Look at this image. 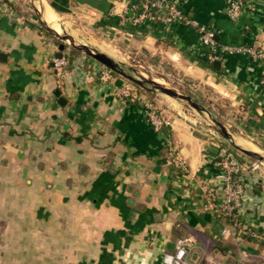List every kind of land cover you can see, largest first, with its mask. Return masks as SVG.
Returning <instances> with one entry per match:
<instances>
[{
    "label": "crops",
    "instance_id": "obj_1",
    "mask_svg": "<svg viewBox=\"0 0 264 264\" xmlns=\"http://www.w3.org/2000/svg\"><path fill=\"white\" fill-rule=\"evenodd\" d=\"M134 1L44 2L85 16L112 49L165 58L227 97L235 138L264 150L262 62L224 51L215 65L194 26L132 23ZM168 1L212 25L220 46L264 44V0H240L234 19L229 0ZM58 44L0 0V264H166L182 236L190 264H264V239L224 233L218 210L221 159L252 158L160 98L166 124L154 130L144 115L148 93L121 95L124 79L103 77L98 61L68 48L56 67ZM238 213L244 226L264 228L263 167L245 173Z\"/></svg>",
    "mask_w": 264,
    "mask_h": 264
},
{
    "label": "built area",
    "instance_id": "obj_2",
    "mask_svg": "<svg viewBox=\"0 0 264 264\" xmlns=\"http://www.w3.org/2000/svg\"><path fill=\"white\" fill-rule=\"evenodd\" d=\"M132 14L130 21L138 24L143 22H161L164 25H170L174 21H183L186 24L192 25L198 31V38L200 43L205 48V57L207 60L212 61L219 59L224 51H240L244 52L258 60L263 64L261 82L264 87V44L251 43L241 45H223L220 46L215 41V29L211 26L200 24L196 19L187 16L181 10L176 2L168 0H141L132 2L130 4ZM242 10V3L240 0H229L227 6V14L230 18H237ZM125 14H122V19H125ZM67 61L66 55L53 59V64L56 67L63 66ZM102 76L107 78L108 74L103 71ZM121 95L128 98H137V92L133 87H121L119 90ZM143 99L144 115L154 130H160L166 124V118L162 111H158L156 102L149 100L145 97ZM181 163V162H180ZM182 164V163H181ZM223 166L224 176V201L218 207L219 212L227 217L228 226L224 228L223 232H227L232 236L250 235L254 238L264 239V235L256 228L244 226L238 213V207L241 202V196L244 192V175L249 170H255L261 167L262 162L252 158L248 163H240L238 161H230L227 157H223L220 161ZM210 196L213 195V189H207ZM188 237L182 236L176 239L174 247L171 251L163 255V261L166 264H190L188 257Z\"/></svg>",
    "mask_w": 264,
    "mask_h": 264
},
{
    "label": "rangeland",
    "instance_id": "obj_3",
    "mask_svg": "<svg viewBox=\"0 0 264 264\" xmlns=\"http://www.w3.org/2000/svg\"><path fill=\"white\" fill-rule=\"evenodd\" d=\"M12 9L19 13H25L28 17L35 20L41 29H43L46 33L50 34L43 25L39 22L37 18V11L35 10L34 3L40 5L41 2L45 0H8ZM46 13L47 15H52L53 20H60L63 23L64 28L72 33L75 37L74 39L80 42H87L86 44L94 47L98 50H101L111 56L112 58L123 62L124 69L132 74L137 75V72L144 73L143 75L150 78H156V81H163L164 84L169 86H174L178 88L182 92H187L192 95L199 103L204 105L208 111L199 113L196 109L192 107H185L183 105L178 104V100L170 96H167L164 93H161L157 90H148L138 84L134 83L133 81L127 79L126 77L116 73L115 71L110 70L106 66L102 65V69L107 72L108 77L112 75H116L122 79H124L125 87H133L136 90L137 95L139 97V93H148L149 96L145 98L156 102L158 106V111H162V106L160 105V99H164V102L167 103V107L173 110L179 111L182 115L194 120L197 123L203 124L209 127L214 133L219 135L217 131L214 129V122L212 118L219 120L220 122L224 123L226 127L231 131V127L228 125L234 118V110L231 109L229 105V100L224 95L220 94L219 92L215 91L212 87L202 84L195 79L191 78L189 75L183 73L180 69L173 66V64L166 60L165 58H160L156 55H151L144 51L142 52H135L134 49L130 46L124 47L125 51H116L112 49V47L104 42L106 40L101 37L100 28L95 25L93 28L91 22L86 19L85 16L69 17V15H60L59 13L55 12L50 6H48L45 2ZM88 19V18H87ZM62 33V32H60ZM58 42L60 39L54 35H52ZM73 37V36H72ZM65 48H68L71 53L79 52L83 53L66 42ZM122 48V47H121ZM84 54V53H83ZM86 55V54H84ZM88 56V55H86ZM90 57V56H88ZM90 59H93L90 57ZM96 61L95 59H93ZM128 66L134 67L135 71H132L128 68ZM102 70V71H103ZM137 97V98H138ZM136 99V98H134ZM172 100V101H171ZM167 101V102H166ZM164 106V105H163ZM186 111V113L183 110ZM163 114V112H162ZM196 114V115H195ZM194 115V116H193ZM199 116V117H198ZM232 124V123H231ZM230 147H233L228 140L224 139L222 136L219 135ZM234 148V147H233ZM236 151H240L237 148H234ZM263 152V151H262ZM261 152V153H262ZM243 153V152H242ZM264 154V153H263ZM250 157V156H249ZM253 158V157H251ZM255 159V158H254ZM261 167L264 169V162H262ZM262 239V238H260Z\"/></svg>",
    "mask_w": 264,
    "mask_h": 264
},
{
    "label": "water",
    "instance_id": "obj_4",
    "mask_svg": "<svg viewBox=\"0 0 264 264\" xmlns=\"http://www.w3.org/2000/svg\"><path fill=\"white\" fill-rule=\"evenodd\" d=\"M88 3L92 5H97L98 0H87ZM35 10L37 11V18L41 25L45 27V29L52 35L58 37L60 39V42L58 44V51L55 53V58H59L63 55V50L65 48L66 42L73 48L83 52L84 54L92 57L102 65L106 66L112 71H115L116 73L126 77L127 79L133 81L134 83L138 84L139 86H142L148 90H157L161 93H164L170 97L175 98L180 103L184 104L186 107H192L196 109L199 113L207 112V109L204 105L199 103L195 98L192 97L191 94L187 92H182L178 88L174 86H169L167 84H164L163 82L156 81L154 78L146 77L142 73L137 72V75H132L128 73L124 69L123 62L118 61L105 52L98 50L94 47H91L87 45L86 43L80 42L74 37L66 34V33H60L57 31L51 24H49L43 17L40 12V7L38 4L34 3ZM214 64L218 65L219 61L215 60ZM129 69L132 71H135L134 67L128 66ZM56 93H58V90H56ZM212 121L214 122V129L217 131V133L222 136L224 139L228 140L229 143L234 147L239 149L244 154L253 157L260 162H264V150L261 148H256L253 146H246L245 144L240 143L234 136V134L226 127V125L219 120L212 118ZM263 151V152H262ZM262 152V153H261Z\"/></svg>",
    "mask_w": 264,
    "mask_h": 264
},
{
    "label": "bare ground",
    "instance_id": "obj_5",
    "mask_svg": "<svg viewBox=\"0 0 264 264\" xmlns=\"http://www.w3.org/2000/svg\"><path fill=\"white\" fill-rule=\"evenodd\" d=\"M39 7H40V12H41V14H42V17L49 23V24H51L57 31H59V32H62V33H66V34H68V35H70V36H73V37H75L72 33H70L69 31H67L65 28H64V26H63V23L60 21V20H53V18H52V15H47V13H46V7H45V4H44V2H41V4L39 5ZM84 43H87V42H85L84 41ZM144 74V73H143ZM145 75V74H144ZM155 80H156V78H155ZM160 81V80H159ZM161 82H163V81H161ZM168 84V83H167ZM168 96V95H167ZM171 98V97H170ZM172 101V100H171ZM178 104H180V105H183L184 107H185V109H187V107L184 105V104H182V103H180V102H177ZM183 110V109H182ZM187 110H189V109H187ZM185 113H186V111L185 110H183ZM190 111V110H189ZM190 112H192V111H190ZM196 115V114H195ZM194 116V115H193ZM199 117V116H198ZM249 144V143H248ZM250 146V145H249Z\"/></svg>",
    "mask_w": 264,
    "mask_h": 264
},
{
    "label": "trees",
    "instance_id": "obj_6",
    "mask_svg": "<svg viewBox=\"0 0 264 264\" xmlns=\"http://www.w3.org/2000/svg\"><path fill=\"white\" fill-rule=\"evenodd\" d=\"M207 60V59H206ZM209 65H211V62H209ZM164 127V126H163ZM248 227H252V226H248ZM253 228V227H252ZM258 231L260 232V233H262L263 235H264V228L263 229H258ZM243 236H245V237H249V238H254V237H251L250 235H243Z\"/></svg>",
    "mask_w": 264,
    "mask_h": 264
}]
</instances>
